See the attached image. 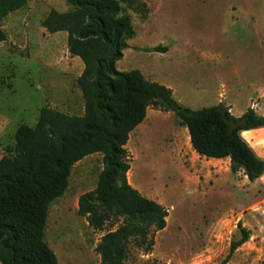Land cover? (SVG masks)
<instances>
[{
  "label": "rangeland",
  "instance_id": "1",
  "mask_svg": "<svg viewBox=\"0 0 264 264\" xmlns=\"http://www.w3.org/2000/svg\"><path fill=\"white\" fill-rule=\"evenodd\" d=\"M118 1L135 30L118 71H140L191 110L219 103L236 117L246 104L258 114L264 110V0ZM68 9L66 0H27L0 22L7 35L0 42V158L18 125L33 127L42 107L83 113L76 85L83 64L69 55L65 32L48 34L41 26L50 10ZM253 136L258 140L251 146L264 156V131L243 138ZM125 148L130 185L168 211L152 252L131 247L125 264H220L240 238L238 224L250 238L227 264H264V176L250 183L242 171H230L228 159L197 155L175 115L153 108ZM101 169V154L83 158L50 204L44 241L58 264H99L97 243L119 225L111 221L94 231L77 214L79 196L95 189Z\"/></svg>",
  "mask_w": 264,
  "mask_h": 264
},
{
  "label": "trees",
  "instance_id": "2",
  "mask_svg": "<svg viewBox=\"0 0 264 264\" xmlns=\"http://www.w3.org/2000/svg\"><path fill=\"white\" fill-rule=\"evenodd\" d=\"M66 2L67 11L50 10L41 26L48 34L65 32L69 55L83 64L76 79L83 113L68 115L42 107L33 127L18 125L13 146L0 158V264H58L44 241L49 207L66 191L71 168L93 154H101L102 169L95 189L79 196L77 214L94 231L119 222L95 247L99 264H125L131 247L145 255L152 252L168 211L130 185L125 148L150 108L172 112L186 128L197 155L228 159L230 171H242L250 183L264 175V159L241 135L264 128V116L248 107L236 117L223 103L191 110L174 100L170 88L147 81L140 71H118L116 63L135 36L131 17L119 1ZM26 4L27 0H0V22ZM6 38L0 28V42ZM238 228L240 238L230 243L220 264H227L249 240L250 232L241 224Z\"/></svg>",
  "mask_w": 264,
  "mask_h": 264
},
{
  "label": "crops",
  "instance_id": "3",
  "mask_svg": "<svg viewBox=\"0 0 264 264\" xmlns=\"http://www.w3.org/2000/svg\"><path fill=\"white\" fill-rule=\"evenodd\" d=\"M74 59H77V58H74ZM80 64V63H79ZM80 67H81V65H80ZM81 69L83 70V68L81 67ZM82 72V71H81ZM259 99H261V103L262 104H264V93H262V95H260L259 96ZM248 104H246L245 105V107H244V110L242 111V113H241V115L245 112V110L248 108ZM257 114H258V112L256 111V110H254ZM258 115H261V116H264V110L260 113V114H258ZM239 117V116H238ZM264 131V128H259V129H255V130H250V131H244V132H242L241 133V135H243L242 137H244V135L245 134H249V133H251V134H253V135H255L256 133H261V132H263ZM253 138V139H252ZM252 138H250L249 140L248 139H246V138H244L247 142H248V144L251 146V143H255V141L256 140H258V137H252ZM252 147V146H251ZM252 149L255 151V149L252 147ZM258 152H261V149L258 147L257 149H256ZM256 153V152H255ZM257 154V153H256ZM258 155V154H257ZM259 156V155H258ZM260 158H263L264 159V156H259ZM213 160H215V159H213ZM222 160H224V159H222ZM217 161H219V160H217ZM264 176V175H263ZM262 176V177H263ZM261 177V178H262ZM260 178V179H261ZM259 181V180H258Z\"/></svg>",
  "mask_w": 264,
  "mask_h": 264
}]
</instances>
